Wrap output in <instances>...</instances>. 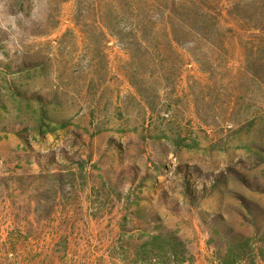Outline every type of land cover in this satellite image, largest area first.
I'll list each match as a JSON object with an SVG mask.
<instances>
[{"label": "rangeland", "instance_id": "obj_1", "mask_svg": "<svg viewBox=\"0 0 264 264\" xmlns=\"http://www.w3.org/2000/svg\"><path fill=\"white\" fill-rule=\"evenodd\" d=\"M0 6V264H264V0Z\"/></svg>", "mask_w": 264, "mask_h": 264}, {"label": "trees", "instance_id": "obj_2", "mask_svg": "<svg viewBox=\"0 0 264 264\" xmlns=\"http://www.w3.org/2000/svg\"><path fill=\"white\" fill-rule=\"evenodd\" d=\"M93 23L97 24L100 30L110 32V35L123 43L127 49L129 48L131 50L132 48H136V50H142L149 47L150 41L146 40V36L151 29L150 26H155L153 24L151 25L149 22L146 23L144 21H139L137 23H130L129 21H93ZM167 28L170 35L174 34L172 26L168 25ZM178 45L179 42L177 41V39L170 36L168 44L159 45L158 48L168 46L170 49H172L173 47ZM243 246V244L240 245L241 248ZM151 250L157 254V259L164 260L163 262L167 264L170 260L178 261L185 252L182 246V242L175 236L168 234L162 235L160 237H152L150 239V242L148 243L145 253L146 251L149 252ZM244 252L245 249L243 250V253ZM259 254L261 256V259L264 261V252L260 250ZM229 260L230 261L221 264H232V262L236 260V257L235 259L232 258Z\"/></svg>", "mask_w": 264, "mask_h": 264}, {"label": "clouds", "instance_id": "obj_3", "mask_svg": "<svg viewBox=\"0 0 264 264\" xmlns=\"http://www.w3.org/2000/svg\"><path fill=\"white\" fill-rule=\"evenodd\" d=\"M4 14H3V8L2 6H0V27H5V23H4ZM15 20L16 17L14 15H9L7 17V22L11 24V26L14 28L15 27Z\"/></svg>", "mask_w": 264, "mask_h": 264}]
</instances>
